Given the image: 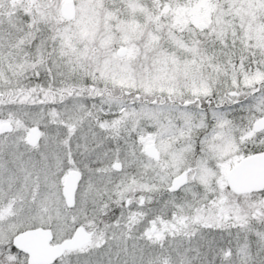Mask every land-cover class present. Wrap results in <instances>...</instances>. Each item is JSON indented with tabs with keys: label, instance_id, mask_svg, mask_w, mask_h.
Wrapping results in <instances>:
<instances>
[{
	"label": "snow or ice",
	"instance_id": "1",
	"mask_svg": "<svg viewBox=\"0 0 264 264\" xmlns=\"http://www.w3.org/2000/svg\"><path fill=\"white\" fill-rule=\"evenodd\" d=\"M0 264H264V0H0Z\"/></svg>",
	"mask_w": 264,
	"mask_h": 264
}]
</instances>
